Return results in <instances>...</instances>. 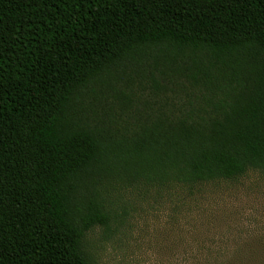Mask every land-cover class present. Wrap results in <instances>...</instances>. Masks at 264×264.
Segmentation results:
<instances>
[{
  "label": "trees",
  "instance_id": "1",
  "mask_svg": "<svg viewBox=\"0 0 264 264\" xmlns=\"http://www.w3.org/2000/svg\"><path fill=\"white\" fill-rule=\"evenodd\" d=\"M202 89L130 137L81 116L118 69ZM169 70L170 73H166ZM264 169V0H0V264H91L105 188Z\"/></svg>",
  "mask_w": 264,
  "mask_h": 264
},
{
  "label": "rangeland",
  "instance_id": "2",
  "mask_svg": "<svg viewBox=\"0 0 264 264\" xmlns=\"http://www.w3.org/2000/svg\"><path fill=\"white\" fill-rule=\"evenodd\" d=\"M140 68L94 86L79 114L130 137L164 111L206 106L188 78ZM104 195L112 218L86 236L91 264H264V169L195 188L118 181Z\"/></svg>",
  "mask_w": 264,
  "mask_h": 264
}]
</instances>
